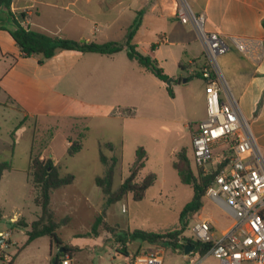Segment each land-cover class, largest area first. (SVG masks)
I'll list each match as a JSON object with an SVG mask.
<instances>
[{"label": "rangeland", "instance_id": "374dc122", "mask_svg": "<svg viewBox=\"0 0 264 264\" xmlns=\"http://www.w3.org/2000/svg\"><path fill=\"white\" fill-rule=\"evenodd\" d=\"M102 1L111 3V0ZM85 17L98 25L99 30H105L104 23L113 20L110 29L125 27V17L117 16L116 12L104 18H91L86 14ZM90 26L92 24L89 23ZM164 27L150 19L138 27L131 43L140 50L150 51L151 45L158 43L164 33ZM159 46L157 57L165 58L169 68L175 67L169 58L176 47ZM170 85L173 98L166 92L167 85H160L153 105L135 106L133 111L122 113L124 117L110 119L106 124L89 123L79 152H76L79 144L75 139L67 151L64 148L66 139L71 135L63 126L43 130L32 120L23 121L17 113L0 108V161L8 162L12 169L20 171L6 174L0 184V234L11 233L7 248L0 255V264H51L55 257L67 259L69 264H125L119 255L133 256L150 250L161 253L163 264H188L179 249L162 243L127 241L123 245L117 241L126 232L134 230L162 234L179 230V213L192 197L191 186L179 182L172 162L176 153L184 151L194 169L190 136L196 122L205 118V111L204 114L201 112V102L197 99L201 85L195 80L189 84L171 82ZM108 140L113 144L111 149L104 144ZM137 147L144 148L146 158L134 181L139 182L146 175L153 174L152 186L141 200H133L128 195L106 205L107 197L93 183L94 177L100 176L104 170L99 161V151L108 158H118L112 181L114 191L127 176ZM41 152L44 159L51 157L56 160L60 175L72 173L77 183L55 189L50 195L55 221L59 223L56 235L60 243L42 236L24 247L26 232L39 215L29 174L30 157ZM215 153L219 151L215 150ZM99 216L101 222L93 232L91 227ZM226 216L220 206L204 196L201 209L183 219L186 225L179 241L190 237L189 229L195 220H208L212 227L220 229L227 223L226 220L229 222ZM11 219L26 222L27 225L18 226ZM201 264L219 263L207 257Z\"/></svg>", "mask_w": 264, "mask_h": 264}, {"label": "crops", "instance_id": "0c3cea01", "mask_svg": "<svg viewBox=\"0 0 264 264\" xmlns=\"http://www.w3.org/2000/svg\"><path fill=\"white\" fill-rule=\"evenodd\" d=\"M186 1L195 14H204L206 31L262 41V58H247L230 47L219 57L218 63L264 154V29L261 26L264 0ZM12 4L18 10L29 9L30 30L78 42H123L134 19L139 20V26L150 19L159 22L165 26L160 36L164 41L159 39L158 43H153L158 44L154 50H140L138 46L136 50L155 59L173 80L191 76L190 71L203 61L202 47L195 31L190 25L179 23L173 14L176 0H111L109 4L102 0H12ZM111 12L125 17V27L110 29L113 20L104 23L105 30H99L98 25L85 17L86 14L91 18H104ZM89 23L92 26L89 27ZM160 44L176 47L169 58L175 67L169 68L165 58L157 57ZM38 58L34 55L24 57L10 35L0 29V108L17 113L23 121L32 120L43 130L63 126L71 135L66 139V151L74 139L79 144L76 152L80 151L89 123L106 124L110 119L124 117L122 113L133 111L135 106L153 105L159 86L165 85L130 61L125 49L111 55L59 50L42 64H38ZM192 77L183 84L194 80L200 83L197 99L204 114V85L197 74ZM109 141L104 144L110 143L112 148ZM39 155L43 159L44 154ZM53 164L57 165L56 160ZM18 172L17 169L5 171L0 184L6 174ZM75 181L74 177L67 186L75 185ZM51 204L50 199L52 207ZM226 217L229 222L226 220L220 229L213 226L216 231L229 227L231 220L228 215ZM18 226L24 227L21 222Z\"/></svg>", "mask_w": 264, "mask_h": 264}, {"label": "built area", "instance_id": "2783aa9c", "mask_svg": "<svg viewBox=\"0 0 264 264\" xmlns=\"http://www.w3.org/2000/svg\"><path fill=\"white\" fill-rule=\"evenodd\" d=\"M176 1L173 14L179 23L193 28L203 55L202 63L190 71L191 76L197 74L201 79L205 93V118L191 130L193 165L211 176L205 197L220 206L231 220L223 231H215L208 220H195L189 238L210 247L204 254L193 245L187 254H183L182 248L183 257L188 264H201L207 257L219 264H264V154L218 63L230 47L247 58L260 59L263 43L208 32L204 29V14H195L186 0ZM10 12L21 27L29 29V9L18 10L11 0ZM10 234V231L0 234V255L7 248ZM178 244L186 245L182 241ZM119 258L125 264H163L158 250L119 255ZM57 264H69V261L63 259Z\"/></svg>", "mask_w": 264, "mask_h": 264}, {"label": "trees", "instance_id": "16d2710c", "mask_svg": "<svg viewBox=\"0 0 264 264\" xmlns=\"http://www.w3.org/2000/svg\"><path fill=\"white\" fill-rule=\"evenodd\" d=\"M11 0H0V12H5L8 16L6 25L0 27L5 30L19 51L24 57L38 56V64H42L45 60L51 58L59 50H75L82 53H96L101 55H111L119 52L122 49L126 50V56L130 61L136 62L141 68L150 72L156 79L165 83L169 78L157 64V61L148 55L141 54L136 50V45L131 43L135 31L138 29L139 20H133L132 24L127 29L123 42H78L70 39L48 36L34 30H26L20 26L18 20L10 12ZM23 17V14H20ZM261 26L264 29V18L261 20ZM158 45V44H157ZM156 44L151 45V50H154ZM193 77L176 78L172 80L175 83H184L190 81ZM166 92L169 97L173 98L174 94L169 84L166 86ZM107 148H111L110 143H106ZM146 152L143 147H137L135 150L134 161L129 167L127 176L121 180L116 190L112 191V181L114 177L115 167L118 163V158L112 156L106 157L102 151H99V161L103 165L104 170L100 176L94 178L95 186L100 192L105 195L106 205L122 200L130 195L133 200H141L144 197L145 191L152 186L155 175L148 174L141 181H134L139 171L144 166ZM172 167L176 172L179 182L182 185H189L192 189V197L188 203L184 205L179 213V230L167 233H155L151 231L134 230L126 232L117 241L125 244L127 241H140L147 244L162 243L165 246H171L173 249H179L182 252V245L178 244L179 236L184 231L185 223L183 219L187 215L194 214L202 207V201L205 196L206 189L210 183L211 176L204 173L201 169H193L184 151L176 153L175 160L172 162ZM8 162L0 161V179L5 171H10ZM29 174L35 189L34 203L39 208V215L31 222L30 230L26 232L27 239L24 247L38 237L46 236L55 243H60L56 235V230L59 223L55 221L54 213L50 206V195L53 190L63 186H67L73 182V175L66 174L61 176L59 169L53 164L51 158L41 159L39 154L30 157ZM1 217V215H0ZM101 216L97 217L91 227L94 232L95 228L100 224ZM16 224L20 225V222ZM25 227V224L21 222ZM178 239V240H177ZM183 242L188 245H193L195 250L204 254L210 244H201L193 241L189 237H183ZM69 252L68 249L64 248ZM123 253V251H121ZM63 254H59L62 256ZM60 261L57 257L53 258L52 262L57 264Z\"/></svg>", "mask_w": 264, "mask_h": 264}, {"label": "water", "instance_id": "95a60500", "mask_svg": "<svg viewBox=\"0 0 264 264\" xmlns=\"http://www.w3.org/2000/svg\"><path fill=\"white\" fill-rule=\"evenodd\" d=\"M8 21V16L5 12H0V27L6 25ZM172 82V79H168L165 84L168 86L170 83ZM182 83H184V81H182ZM193 249L192 245H188L186 244L185 246H183V254H187L188 252H190ZM51 264H54L53 262Z\"/></svg>", "mask_w": 264, "mask_h": 264}]
</instances>
